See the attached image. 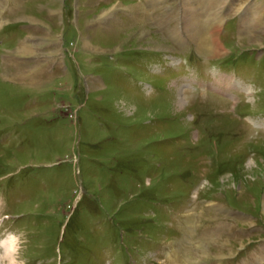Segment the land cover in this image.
Returning a JSON list of instances; mask_svg holds the SVG:
<instances>
[{"label":"rangeland","instance_id":"obj_1","mask_svg":"<svg viewBox=\"0 0 264 264\" xmlns=\"http://www.w3.org/2000/svg\"><path fill=\"white\" fill-rule=\"evenodd\" d=\"M257 3L0 0V234H23L27 264H101L93 256L126 261L139 254L193 264V211L202 210L195 188L211 174L210 138L218 140L219 155L199 197L246 211L231 219L235 235L205 237L196 261L235 256L234 264H243L246 247L264 243V132L232 116L217 81L193 91L177 53L195 46L204 52L189 20L219 38L215 57L255 53L263 67ZM238 6L246 10L239 28L217 37L214 12H224L223 28L239 18ZM170 33L193 41L177 45ZM23 46L28 52H20ZM163 53L175 71L162 67ZM202 57L195 60L209 77ZM263 102L239 108L256 111ZM250 143L256 157L246 153ZM212 209L202 214L205 225L228 218ZM3 214L9 228L1 225Z\"/></svg>","mask_w":264,"mask_h":264},{"label":"clouds","instance_id":"obj_2","mask_svg":"<svg viewBox=\"0 0 264 264\" xmlns=\"http://www.w3.org/2000/svg\"><path fill=\"white\" fill-rule=\"evenodd\" d=\"M23 234L5 230L0 234V264H27L22 257Z\"/></svg>","mask_w":264,"mask_h":264},{"label":"bare ground","instance_id":"obj_3","mask_svg":"<svg viewBox=\"0 0 264 264\" xmlns=\"http://www.w3.org/2000/svg\"><path fill=\"white\" fill-rule=\"evenodd\" d=\"M197 23L196 24H192L188 20L187 26L190 27L191 29H194L195 31H197V32L193 31V38L195 37L194 39L198 42L200 49H202L205 53L206 52L207 53H218L219 50H220V47H219V44L217 43L216 37H215V39L213 37V36H215V34L213 33V35H211V34L208 35L206 32H203V30H206V28L205 27H201V26H198V28H197L196 27ZM190 24H191V26H190ZM195 28H197V30ZM211 37H213V39H211ZM21 50H22V52H21ZM20 52L21 53L28 52V48H26V46H23L22 48H20Z\"/></svg>","mask_w":264,"mask_h":264}]
</instances>
